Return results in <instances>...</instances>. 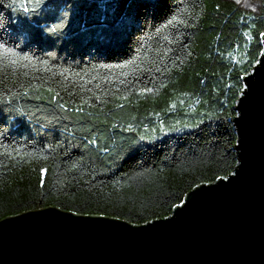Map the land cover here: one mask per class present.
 <instances>
[{
  "label": "trees",
  "instance_id": "trees-1",
  "mask_svg": "<svg viewBox=\"0 0 264 264\" xmlns=\"http://www.w3.org/2000/svg\"><path fill=\"white\" fill-rule=\"evenodd\" d=\"M263 35L264 0H0V221L144 225L228 178Z\"/></svg>",
  "mask_w": 264,
  "mask_h": 264
},
{
  "label": "water",
  "instance_id": "water-1",
  "mask_svg": "<svg viewBox=\"0 0 264 264\" xmlns=\"http://www.w3.org/2000/svg\"><path fill=\"white\" fill-rule=\"evenodd\" d=\"M244 82L228 178L199 185L168 218L144 225L57 207L8 217L0 264H264V51Z\"/></svg>",
  "mask_w": 264,
  "mask_h": 264
},
{
  "label": "snow or ice",
  "instance_id": "snow-or-ice-1",
  "mask_svg": "<svg viewBox=\"0 0 264 264\" xmlns=\"http://www.w3.org/2000/svg\"><path fill=\"white\" fill-rule=\"evenodd\" d=\"M37 2H41V0H37ZM10 6H11V5H10ZM20 7H21V8H25V5L21 4ZM26 11L33 12V11H36V9H35V8H26ZM52 31H55V29H52ZM47 91H48L49 93H52V94H53V97H54L55 99H59V96H58V94L55 93V90H54V89H51V88H50V89H47ZM141 91H142L143 93H147V92L152 91V89H149V88H146V87H145V88H142ZM124 99H127V97H124ZM84 103L86 104L87 101H85ZM118 106H122V105H118ZM82 110H83V108H82L81 106H77V107L75 108V111H82ZM186 126H189V127H190L191 125H186ZM128 130H129V131H132V130H134V129L129 128ZM93 143H95V141H93ZM103 151L107 152L108 149L105 148V149H103ZM46 171H47V169H41V172H42V173H46Z\"/></svg>",
  "mask_w": 264,
  "mask_h": 264
}]
</instances>
